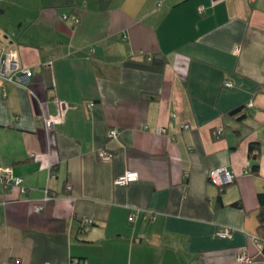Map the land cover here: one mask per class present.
I'll return each mask as SVG.
<instances>
[{
    "label": "crops",
    "instance_id": "obj_1",
    "mask_svg": "<svg viewBox=\"0 0 264 264\" xmlns=\"http://www.w3.org/2000/svg\"><path fill=\"white\" fill-rule=\"evenodd\" d=\"M0 2L33 71L0 84V160L26 189L0 185V264H264V0Z\"/></svg>",
    "mask_w": 264,
    "mask_h": 264
},
{
    "label": "built area",
    "instance_id": "obj_2",
    "mask_svg": "<svg viewBox=\"0 0 264 264\" xmlns=\"http://www.w3.org/2000/svg\"><path fill=\"white\" fill-rule=\"evenodd\" d=\"M67 15H64V18H67ZM33 75V71L29 68H23L20 65L19 62V56L17 52L14 49H7L6 46L3 47L0 45V84H2L4 81H10V82H25V79H29ZM226 87H233L232 81H226L224 84ZM248 106H252V103H249ZM53 124V119H46V125L48 127H51ZM190 126L188 124H184L183 128H189ZM224 131L223 126L217 127L214 130V135L219 137L222 135ZM118 134L117 128H112L109 131V137L114 138ZM98 156H100L103 159H110L111 154L104 149H100L98 151ZM210 180L218 185H226V184H232L236 181V175L228 168L221 167L218 169H214L210 172ZM139 173L136 171H127L123 175L119 176L114 183L119 186H126L131 182H134L138 180ZM23 179L21 177L15 176L12 173L11 168L5 167L1 160H0V184L5 186H20L22 191H26L25 187L22 186ZM54 198L53 195L49 194L48 191L45 192V201H50ZM34 210L36 212H42L44 210V206L42 204H36L34 205ZM131 219L134 218V215L130 216ZM90 223L93 222L92 220H88ZM221 236H228L230 235L229 229H225L223 231H219L217 233ZM256 240H260L258 237ZM260 242V241H259ZM241 260H246L244 256L239 257ZM80 260L78 258H75L71 261V264H79Z\"/></svg>",
    "mask_w": 264,
    "mask_h": 264
},
{
    "label": "trees",
    "instance_id": "obj_3",
    "mask_svg": "<svg viewBox=\"0 0 264 264\" xmlns=\"http://www.w3.org/2000/svg\"><path fill=\"white\" fill-rule=\"evenodd\" d=\"M240 110H242V109L240 108ZM232 113H235V112H232ZM224 132H225V128H224L222 135L224 134ZM222 135H220V136H222ZM260 152H261V149H260L259 143H251L250 144L249 156L251 158H253V160L255 161V163L253 165V171L255 173H258L259 168H260V164L258 162V159H259L260 154H261ZM258 199H259V204H260L259 213H258V217H257L258 218V238L260 239L261 249H262V252L264 253V192H259Z\"/></svg>",
    "mask_w": 264,
    "mask_h": 264
},
{
    "label": "rangeland",
    "instance_id": "obj_4",
    "mask_svg": "<svg viewBox=\"0 0 264 264\" xmlns=\"http://www.w3.org/2000/svg\"><path fill=\"white\" fill-rule=\"evenodd\" d=\"M0 7H1V2H0ZM2 9V8H1ZM0 9V45L3 47H7V42L4 38L6 30H9L12 25H10V20L8 17L7 11H1ZM10 16V15H9ZM13 27H15V22H12ZM1 185V184H0Z\"/></svg>",
    "mask_w": 264,
    "mask_h": 264
}]
</instances>
